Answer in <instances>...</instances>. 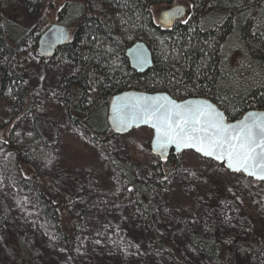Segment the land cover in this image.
<instances>
[{
  "label": "trees",
  "instance_id": "obj_1",
  "mask_svg": "<svg viewBox=\"0 0 264 264\" xmlns=\"http://www.w3.org/2000/svg\"><path fill=\"white\" fill-rule=\"evenodd\" d=\"M175 1L71 0L59 9V23L74 35L55 56L73 67L62 80L63 118L68 125L108 145L109 136L115 132L108 122L111 98L130 89L166 91L179 100L205 96L231 120L241 118L248 110L264 109V0H187L191 15L164 28L155 20L153 8ZM58 2L0 0V142L11 151L2 167L16 175L20 190L34 192L36 216L66 263L77 260L75 238L88 214L86 209L74 211L71 207L86 197V190L83 180L73 174H44L38 170L52 163L53 155L47 147L57 145L59 133L47 120L49 110L37 83H26L28 67L19 59L24 39L36 31V47L48 28L45 5L52 9ZM139 41L154 54V66L144 74L132 69L126 56L128 48ZM6 90L11 94L8 97L3 96ZM195 91L199 93L195 95ZM25 115L34 119L33 133L17 132ZM176 162L178 156L171 154L155 166L159 179L143 182L137 181L133 163L115 164L133 191L140 212L142 221L137 232H144L141 247L145 249L148 244L151 253L170 256L176 264H191L175 251L154 218L155 194L167 186ZM0 223V239L13 264H35L36 252L25 232L1 212ZM186 234L192 247L213 264L233 249L259 262L264 248V238L255 233L246 218H242L237 231L219 242L213 238L214 223L211 236L190 229ZM94 254L92 248L88 249L86 262L76 264H90Z\"/></svg>",
  "mask_w": 264,
  "mask_h": 264
},
{
  "label": "rangeland",
  "instance_id": "obj_2",
  "mask_svg": "<svg viewBox=\"0 0 264 264\" xmlns=\"http://www.w3.org/2000/svg\"><path fill=\"white\" fill-rule=\"evenodd\" d=\"M68 1L71 0H59L52 9L48 4L45 5L48 27L60 22L59 9ZM176 3L185 4L189 11V1L173 2ZM165 7L153 8L157 22ZM36 33L33 31L24 39L19 59L25 61L28 67L29 78L26 83H37L49 110L47 120L59 133L57 145L47 147L53 155L52 163L38 170L44 174L59 171L73 174L84 182L86 197L70 206L74 211L88 210L86 224L75 238L78 261L63 262L61 254L45 235L44 227L36 216L38 204L34 200V192L20 190L15 182L16 175L2 167L4 160L11 154L5 142H0L2 216L9 222H15L25 232L27 241L36 252L35 264L84 263L85 255L91 248L96 254L91 257L90 264H176L170 256L162 257L156 251L151 253L148 244L145 249L141 247L140 240L144 232H137L142 221L140 212L133 191L115 164L133 163L137 181L159 179L155 175V166L160 159L151 149L153 131L141 127L127 135L114 132L109 136V144L102 145L80 128L68 125L63 118L65 108L61 102L64 94L62 80L71 73L73 67L63 64L58 57H41L38 44L34 46ZM198 93L194 92L195 95ZM8 95H11L8 90L3 91V96ZM22 121L17 132L33 133V117L25 115ZM177 156L178 162L166 182L167 186L155 194L154 212L157 228L166 234L177 249L174 248L175 251L191 264H213L192 247L186 230L211 236L210 227L214 223L216 236L213 238L219 242L240 228L242 218H246L255 233L264 238V183L242 173H232L224 165L192 151ZM27 168L35 171L29 166ZM25 175L31 173L25 172ZM231 251L223 253L224 257L217 264H264V248L260 251L259 262L248 255ZM0 264H13L1 239Z\"/></svg>",
  "mask_w": 264,
  "mask_h": 264
},
{
  "label": "snow or ice",
  "instance_id": "obj_3",
  "mask_svg": "<svg viewBox=\"0 0 264 264\" xmlns=\"http://www.w3.org/2000/svg\"><path fill=\"white\" fill-rule=\"evenodd\" d=\"M117 118L127 122L120 110ZM132 118L155 129L154 145L160 155L173 145L194 148L234 172L264 180V113H249L234 124L206 100L178 103L167 96H145L132 106Z\"/></svg>",
  "mask_w": 264,
  "mask_h": 264
},
{
  "label": "water",
  "instance_id": "obj_4",
  "mask_svg": "<svg viewBox=\"0 0 264 264\" xmlns=\"http://www.w3.org/2000/svg\"><path fill=\"white\" fill-rule=\"evenodd\" d=\"M177 9H182L181 13L177 12ZM191 12L188 11L187 6L182 3L171 4L163 8L160 12V18H165V22L162 21L160 18L158 23L165 28H171L175 25V23L179 21H183L189 17ZM72 31L69 27L64 25L63 23H55L49 26L40 36L38 40V53L43 58H53L56 56L57 51L68 45L72 41ZM126 56L129 60L130 66L134 69L137 73L144 74L148 70H150L154 66V54L149 46L143 42L139 41L134 43L130 48H128L126 52ZM161 97L167 96L171 100H175L178 103H185L187 101H203L206 100L209 103L215 105L220 111H225L220 108L212 99L205 97V96H192L186 99H176L173 97L169 92L166 91H158V92H146V91H139L136 89L126 90L120 93H117L112 96L110 104H109V111H108V122L113 128V130L117 134L127 135L131 133L134 129L141 128V127H148L153 131V138L151 141V149L154 155L159 157L160 161L167 160L171 154L179 155L186 151H192L197 155L212 160L216 163L224 165L226 168V164L221 163L220 161L215 160L212 157L203 156L201 153L196 151L194 148H182L177 149L174 145L169 146V148L160 155V150L155 147L154 145V136H155V129H153L150 124H146L141 120L133 119L132 118V106L137 104L138 99L140 97ZM117 110H120L122 114L127 117L126 123H121L120 120L117 118ZM264 113V109H251L246 111L241 118L236 120H231L228 118L227 114L225 115L228 118V122L230 123H238L239 121L245 119L249 113ZM228 169V168H227ZM232 173H242L244 176L251 178L253 180L259 181L264 183V180L257 179L253 176L247 175L244 172H234L231 169H228Z\"/></svg>",
  "mask_w": 264,
  "mask_h": 264
},
{
  "label": "flooded vegetation",
  "instance_id": "obj_5",
  "mask_svg": "<svg viewBox=\"0 0 264 264\" xmlns=\"http://www.w3.org/2000/svg\"><path fill=\"white\" fill-rule=\"evenodd\" d=\"M160 19H161L162 21H164V22H165V18H162V17H161Z\"/></svg>",
  "mask_w": 264,
  "mask_h": 264
}]
</instances>
